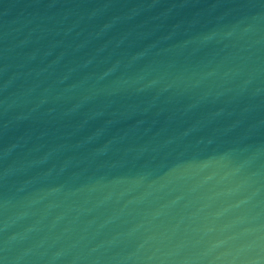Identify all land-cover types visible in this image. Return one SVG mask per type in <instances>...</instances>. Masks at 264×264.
Segmentation results:
<instances>
[{
	"label": "water",
	"instance_id": "1",
	"mask_svg": "<svg viewBox=\"0 0 264 264\" xmlns=\"http://www.w3.org/2000/svg\"><path fill=\"white\" fill-rule=\"evenodd\" d=\"M0 264H264V0H0Z\"/></svg>",
	"mask_w": 264,
	"mask_h": 264
}]
</instances>
